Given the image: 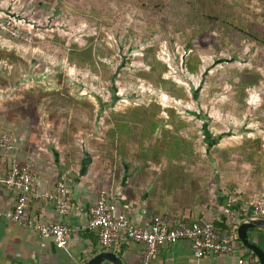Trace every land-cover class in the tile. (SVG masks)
<instances>
[{
	"label": "rangeland",
	"instance_id": "374dc122",
	"mask_svg": "<svg viewBox=\"0 0 264 264\" xmlns=\"http://www.w3.org/2000/svg\"><path fill=\"white\" fill-rule=\"evenodd\" d=\"M223 1L228 10L241 17L238 19L248 22L247 28L264 25V0ZM149 12L125 0H0V46H7L32 63L26 84L36 88V94L41 92L45 102L54 103L48 115L74 118L68 127L79 131L99 155L98 159H103L113 171L121 170V159L100 155L101 150L107 153L104 137L108 115L113 109L158 101L165 107H175L179 117L189 123L185 135L192 132L200 136L195 140L197 163H191L185 181L194 178L204 186H213L223 158H227L228 164L232 160L227 175L234 178L233 161H239L242 167L246 157L240 155L239 149L245 142L249 143L246 148H255L264 155V47L241 39L235 30L242 23L237 20L234 30L219 29L193 41L202 65L198 75H191L186 59L194 51L180 33L171 32V27V34L150 27ZM8 28L31 37L32 41L14 38ZM92 38H101L107 44L104 57L116 72L114 82L96 77L88 67L69 63L70 49L86 46ZM152 47L157 48L159 59L169 64L167 76L186 88L188 98L176 101L146 79H138V67L150 69ZM245 68L260 74L257 87L238 88V72ZM65 86L76 93L74 98L88 106L74 110L70 103L64 104L62 96L57 99L54 92ZM39 87H45L46 92L42 93ZM206 124L214 137H223L216 148L232 152L219 156L214 147L207 150ZM126 159L132 166L138 165L135 157L129 155ZM166 164L165 158L150 163L145 167L146 177L161 174ZM262 166L264 169V162ZM249 172L256 179L254 182L264 175L263 172L259 179L255 178L253 167ZM145 174L140 173L142 177Z\"/></svg>",
	"mask_w": 264,
	"mask_h": 264
},
{
	"label": "crops",
	"instance_id": "0c3cea01",
	"mask_svg": "<svg viewBox=\"0 0 264 264\" xmlns=\"http://www.w3.org/2000/svg\"><path fill=\"white\" fill-rule=\"evenodd\" d=\"M28 76L16 86L0 85V138L2 134L11 138L9 149L2 147L0 139V176L9 173L14 161L32 166L33 199L26 219L35 215L46 222L65 223L70 229L69 252L54 238L43 240L32 228L10 220L17 191L0 185V264H84L102 251H114L102 249L99 230L88 228L90 209L99 201L101 193H106L117 214L127 213L137 226L149 223L157 213L170 215L173 220L184 217L220 221L225 205L233 204L238 210L236 218H244L236 219L239 238L238 228L243 222L264 219L251 214L256 196L264 192V175L254 182L249 163L242 162L240 168L241 163L234 160V178L227 175L232 160L219 166V177L211 187L194 178L178 179L174 173L165 179H160V175L147 178L145 170L124 159L120 161L121 170L113 171L103 159H98L99 155L79 131L68 127L74 118H67L69 122L65 117L48 115L54 103L45 102L41 92L36 94V88L26 84ZM60 182L71 192V209L63 217L55 202L45 197ZM248 235L264 250V228L249 229ZM240 242L231 255L196 258L191 242L180 240L163 247L152 264H244V259L251 255ZM121 257L126 264H141L140 246L129 244Z\"/></svg>",
	"mask_w": 264,
	"mask_h": 264
},
{
	"label": "trees",
	"instance_id": "16d2710c",
	"mask_svg": "<svg viewBox=\"0 0 264 264\" xmlns=\"http://www.w3.org/2000/svg\"><path fill=\"white\" fill-rule=\"evenodd\" d=\"M140 6L145 11L149 12V21H152L150 27H159L166 34L180 33L181 37L185 38L188 47L192 48L191 56L186 59V69L191 75H198L201 70L202 61L194 47L193 41L196 38L205 36L209 32L218 31L219 29L234 30L235 22L239 20L242 24L235 30L241 39L246 38L254 42L256 45L264 47V25L253 24L252 27L241 19L238 14L232 10H228V6L224 5L223 0H125ZM238 22V21H237ZM236 22V23H237ZM107 24V22H105ZM92 38L90 43L86 46L76 45L70 49L69 63L71 66L79 68L88 67L90 71L96 76L105 81L114 82L116 80V72L113 66L105 59V48L107 44L98 38L97 41ZM150 53L153 59L150 63V69L138 67V79H146L154 87L161 89L163 92L170 95L176 101H181L188 98L187 90L167 74L170 71V66L157 56V48H150ZM33 65L30 61L20 58L14 54L7 46H0V85L6 83L16 86L24 80L32 72ZM240 78L237 86L238 88L257 87L258 80L261 77L259 73L252 71L250 68H245L238 72ZM66 85V84H64ZM43 92L45 87H39ZM50 89V88H49ZM55 89V88H51ZM46 92V91H45ZM55 97H63L64 104L72 105L74 110L85 106L84 102L77 100L73 95L76 93L70 92L67 86L59 88V91L54 92ZM86 105L85 107H87ZM65 108V106H64ZM107 133L104 137V145H106L107 153L101 150L102 158L109 159L118 156L120 159L128 161L129 155L135 157L137 164L141 167V171L150 163H158L162 158L167 160V164L159 174L160 179H165L174 173L178 179L185 178L187 172H191V163H197V152L195 147V140L199 139L197 133L185 135V128L189 127V123L179 117V113L175 107H165L162 103L152 102L150 104H141L138 106H129L124 110L113 109L108 115ZM4 134H2L3 136ZM1 137V136H0ZM204 138L206 139L207 150L214 147L215 152L219 156L232 152V149L220 150L216 145L220 142L221 136L214 137L209 131L206 124L204 129ZM1 139V138H0ZM248 142H245L239 149L240 155L246 157L245 162L249 163L254 169V177L260 178L263 174L264 155L255 148H246ZM235 152V149H234ZM112 158H110V155ZM210 157V154L208 155ZM188 166H186V163ZM228 162L227 158H223L220 162V167L225 166ZM185 163V165H183ZM214 165V164H213ZM194 167V166H193ZM192 167V168H193ZM179 173H175L178 172ZM260 180V179H259ZM258 180V181H259ZM34 186V185H33ZM33 190V188H32ZM32 191L29 194V204L27 210L29 211ZM46 200H48L46 198ZM231 208L235 211V215L223 213L220 221H214L206 218V220H213L219 231L223 234L234 236L237 243H241L237 237V225L239 222L236 219L243 220V217L236 218L237 208L231 204L223 208ZM164 216L162 213H157L156 217ZM170 216V215H169ZM172 216H170L171 218ZM179 220L200 221L197 219H189L179 217ZM153 219V220H154ZM173 219V218H172ZM29 220H42L40 217L31 215ZM152 220V221H153ZM150 221V222H152ZM132 244L140 246L142 254L144 246L133 240H124L118 247H114L120 256L123 254L125 248ZM242 246V245H241ZM105 250V249H104ZM251 256L256 255L247 251ZM111 264V263H107Z\"/></svg>",
	"mask_w": 264,
	"mask_h": 264
},
{
	"label": "built area",
	"instance_id": "2783aa9c",
	"mask_svg": "<svg viewBox=\"0 0 264 264\" xmlns=\"http://www.w3.org/2000/svg\"><path fill=\"white\" fill-rule=\"evenodd\" d=\"M9 32L14 38L21 37L26 42L32 41L29 36H21L18 30L10 29ZM1 145L4 149H9L11 138L4 134ZM32 170L31 165L14 161L9 173L0 176V185L17 191L15 208L9 214L10 220L32 228L43 240L54 238L64 251L69 252L70 229L65 223L26 219L29 194L35 181ZM45 197L55 202L60 216L63 217L69 213L71 192L64 183L60 182L56 190L46 193ZM225 212L235 215V211L229 207L225 208ZM251 214L255 217L264 218V192L256 196L251 206ZM90 215L88 228L99 230L102 249L112 250L124 240H133L144 246L141 264H152L163 247L180 240L191 242L196 258H203L211 254L231 255L237 247L236 238L219 231L213 220L191 222L189 220H173L169 216H160L152 222L137 226L131 222L127 213H116L110 206L106 193L100 194L99 201L90 209ZM244 264H258V260L254 256H249L244 259Z\"/></svg>",
	"mask_w": 264,
	"mask_h": 264
},
{
	"label": "water",
	"instance_id": "95a60500",
	"mask_svg": "<svg viewBox=\"0 0 264 264\" xmlns=\"http://www.w3.org/2000/svg\"><path fill=\"white\" fill-rule=\"evenodd\" d=\"M264 228V219L249 220L243 222L238 228V235L242 244L256 255L260 264H264V250L261 249L254 241L250 240L248 230L253 228ZM126 264L123 258L114 251H102L92 257L84 264Z\"/></svg>",
	"mask_w": 264,
	"mask_h": 264
}]
</instances>
